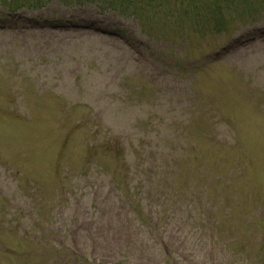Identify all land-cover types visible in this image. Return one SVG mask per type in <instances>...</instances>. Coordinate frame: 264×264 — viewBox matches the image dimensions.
Returning <instances> with one entry per match:
<instances>
[{"label":"rangeland","instance_id":"1","mask_svg":"<svg viewBox=\"0 0 264 264\" xmlns=\"http://www.w3.org/2000/svg\"><path fill=\"white\" fill-rule=\"evenodd\" d=\"M8 2L0 264H264V0Z\"/></svg>","mask_w":264,"mask_h":264},{"label":"trees","instance_id":"2","mask_svg":"<svg viewBox=\"0 0 264 264\" xmlns=\"http://www.w3.org/2000/svg\"><path fill=\"white\" fill-rule=\"evenodd\" d=\"M9 6L12 10H16L18 8L17 4L19 0H8ZM168 2H164V0H76L78 4L81 3H96L101 8L116 10L118 13L131 12V14L139 17V10L144 11L149 8L161 9L163 5H168L171 7L174 4V8L178 9L179 7H201L204 10V13L213 14V11L216 10L219 14L224 12H229L234 9V0H167ZM250 1V0H247ZM252 1V0H251ZM243 2V0H241ZM42 2L40 0H35V4L32 6H40ZM202 3V4H201ZM23 4V3H22ZM182 15L174 16L182 22H185L186 17L185 13L187 10L183 9ZM197 13V11H196ZM162 15L165 18L170 17V15L163 11Z\"/></svg>","mask_w":264,"mask_h":264}]
</instances>
